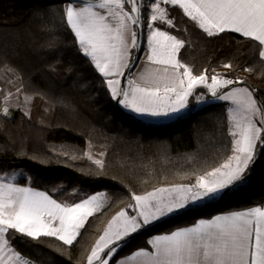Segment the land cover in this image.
I'll list each match as a JSON object with an SVG mask.
<instances>
[{
  "label": "snow or ice",
  "instance_id": "6c2138e0",
  "mask_svg": "<svg viewBox=\"0 0 264 264\" xmlns=\"http://www.w3.org/2000/svg\"><path fill=\"white\" fill-rule=\"evenodd\" d=\"M170 8L182 10L208 37L231 32L254 42L264 65V0H47L44 5L37 2L29 18V24L41 21L37 29L46 34L40 47L53 57L46 66L50 74L57 72L61 52H74L88 60L109 99L133 113L167 119L188 109L190 97L198 104L209 103L210 98L230 102L226 115L231 154L196 175L194 182L157 187L144 194L130 192L132 202L112 216L86 264H110L134 234L222 197L246 180L258 156L264 154L260 90L239 77L230 78L227 72L209 68L195 72L184 63L180 53L191 41L171 34L188 30L178 27ZM144 27L147 62L161 67H148L136 79L128 75L127 87H122L121 78L135 66L132 52ZM218 66L234 69L231 61ZM73 71L72 65L65 69L67 74ZM260 74L264 78V68ZM199 88L204 91L197 94ZM57 102L70 107L62 97ZM2 114L7 117L9 108L4 107ZM85 155L103 175L105 161ZM106 196L97 192L79 202H58L47 191L19 185L15 174L0 175V264H34L12 247L10 233L21 239L55 238L73 246L89 217L104 208ZM146 243L151 250L141 247L116 264H264V206L200 218L190 226L153 235Z\"/></svg>",
  "mask_w": 264,
  "mask_h": 264
},
{
  "label": "trees",
  "instance_id": "16d2710c",
  "mask_svg": "<svg viewBox=\"0 0 264 264\" xmlns=\"http://www.w3.org/2000/svg\"><path fill=\"white\" fill-rule=\"evenodd\" d=\"M37 2L44 5L47 0H0V175L15 174L19 185L47 191L58 202L69 204L102 191L107 194V205L89 217L73 246L49 237L21 239L10 233L8 238L34 264H86L91 247L112 216L132 202L130 192L144 194L157 187L194 182L196 175L218 166L231 154L228 104L210 98L208 104L198 107L193 100L190 109L170 123H149L109 99L88 60L74 52H61L58 70L50 74L46 66L53 57L40 47L46 39L37 29L41 21L34 19L29 24ZM170 12L178 27L188 30H170L191 41L180 53L184 63L195 72L209 68L239 77L264 97L260 74L264 65L254 42L231 32L208 37L182 10L170 8ZM60 35L70 43L64 33ZM135 53L136 49L133 57ZM221 61H231L234 69L219 67ZM69 65L75 71L67 74ZM85 83L86 88L82 87ZM199 90L204 89H197V94ZM16 92L18 104L5 117V96ZM58 97L70 107L58 103ZM85 153L105 161L103 175H98L97 166ZM211 204L215 205L211 210L194 218L178 219L187 211L157 224L164 225L157 232L192 224L200 216L210 218L219 211L264 206V154L258 156L243 183L228 190L221 201L202 208ZM152 233L134 234L110 264L136 249L149 248L146 242ZM137 236H142L141 241L133 240Z\"/></svg>",
  "mask_w": 264,
  "mask_h": 264
},
{
  "label": "crops",
  "instance_id": "0c3cea01",
  "mask_svg": "<svg viewBox=\"0 0 264 264\" xmlns=\"http://www.w3.org/2000/svg\"><path fill=\"white\" fill-rule=\"evenodd\" d=\"M147 35H148V30H147ZM147 52H148V45H147V38H146V46H145V49L143 50L142 53H139L140 56L138 55L139 57L136 59L135 66L131 69L130 74H128V75H131V77H132L133 79L138 78L139 74H140L141 72H143V71H144L146 68H148V67H161V66H157V65H149V64H148L147 59H146V57H147ZM126 74H127V73H126ZM128 75H127V76H128ZM127 76L125 77V78H126V82H125L124 87H127ZM123 79H124V78H121V86H122V84H123ZM192 101H193V98L190 97V98H189V108H188V109H186L185 111H183V112H181V113H179V114L174 115V116L171 117V118H167V119L153 118V117H149V116H142V115H139V114L133 113V112H131V111L128 110V109H126V110L129 111L130 113H132L133 115L137 116L138 118H140V119L146 121V122H149V123H155V124H168V123H170L171 121L175 120L177 117H179V116L183 115L184 113H186V112L190 109L191 104H192ZM36 190H37V189H36ZM38 191H40V190H38ZM197 207H198V206H197ZM242 210H244V209H242ZM236 211H237V210H236ZM227 212H230V211H219V212H217L216 214L227 213ZM216 214H214V215H216ZM200 218H205V217L200 216L199 219H200ZM194 223H195V222H194ZM194 223H192V224H194ZM192 224H188V225H184V226H190V225H192ZM184 226H181V227H184ZM156 232H157V231H156ZM160 233H164V232H157V233H154L153 235L160 234ZM153 235H152V236H153ZM152 236H150V238H151ZM148 249L151 250V246H150ZM136 250H138V249H136ZM136 250H135V251H136ZM133 252H134V251H133ZM131 253H132V252H131ZM131 253L128 254V255H131ZM128 255H126V256H128ZM126 256L120 258L119 260H122V259L125 258ZM117 261H118V260H117ZM115 264H116V262H115Z\"/></svg>",
  "mask_w": 264,
  "mask_h": 264
},
{
  "label": "rangeland",
  "instance_id": "374dc122",
  "mask_svg": "<svg viewBox=\"0 0 264 264\" xmlns=\"http://www.w3.org/2000/svg\"><path fill=\"white\" fill-rule=\"evenodd\" d=\"M146 38H147V28L144 27V28H141V37H140L139 53H142L143 50L145 49V46H146ZM138 55L140 56V54H138ZM139 56H138V57H139ZM138 57H137V58H138ZM125 82H126V78H125ZM203 91H204V90H199V91H198V94H199L200 92H203ZM17 94H18V93L16 92V94L11 95L10 97H8L7 100H5L4 107H8V108H9V114L12 112V110L14 109V107L18 104V100H17V98H16V95H17ZM223 102H225V101H223ZM225 103H227L228 106H230V102H225ZM206 104H208V103H206ZM206 104H198V107H203V106H205ZM4 107H3V108H4ZM100 192H102V191H100ZM220 198H221V197H220ZM220 198H217V199H215V200H213V201H211V202H213V203H214V202H217L218 200H220ZM208 203H210V202H207L206 204H208ZM206 204H205V205H206ZM106 205H107V200H105V206H106ZM105 206H104V207H105ZM203 206H204V205H203ZM203 206H198V207L201 208V209H199V210H189L188 213H187L186 215H184V216H180V217H178V219L181 218V220H187V219H189V218H194V217H196V216L199 215V214H202V213H205V212L211 210V209L213 208V206H215V205L211 204V205H207V207L202 208ZM205 208H207V209H205ZM130 214H131V212H130ZM163 227H164V225H157V226H154V227L148 229L147 231H149L150 233H152V232L155 233V231H157V230H161ZM154 233H152L150 236H152ZM141 238H142V236H137V237H135L133 240H134L135 242H139V241H141ZM145 238H146V237H145ZM149 239H150V237H149Z\"/></svg>",
  "mask_w": 264,
  "mask_h": 264
},
{
  "label": "water",
  "instance_id": "95a60500",
  "mask_svg": "<svg viewBox=\"0 0 264 264\" xmlns=\"http://www.w3.org/2000/svg\"><path fill=\"white\" fill-rule=\"evenodd\" d=\"M140 37H141V29H140ZM139 45H140V39H139ZM138 54H139V46L136 48V53H135V56L134 58L137 59L138 57ZM128 74V73H127ZM125 85V78L123 79V84H122V87H124ZM119 105V104H118ZM253 167V166H252ZM224 196V195H223ZM223 196L220 198L219 201H221L223 199Z\"/></svg>",
  "mask_w": 264,
  "mask_h": 264
},
{
  "label": "bare ground",
  "instance_id": "6f19581e",
  "mask_svg": "<svg viewBox=\"0 0 264 264\" xmlns=\"http://www.w3.org/2000/svg\"><path fill=\"white\" fill-rule=\"evenodd\" d=\"M131 72V71H130ZM128 74H130V73H128Z\"/></svg>",
  "mask_w": 264,
  "mask_h": 264
}]
</instances>
